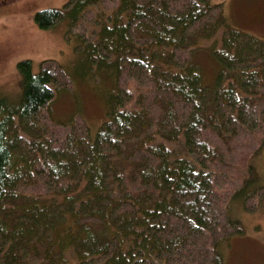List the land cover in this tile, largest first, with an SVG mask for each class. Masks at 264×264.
Returning a JSON list of instances; mask_svg holds the SVG:
<instances>
[{
    "label": "trees",
    "instance_id": "16d2710c",
    "mask_svg": "<svg viewBox=\"0 0 264 264\" xmlns=\"http://www.w3.org/2000/svg\"><path fill=\"white\" fill-rule=\"evenodd\" d=\"M64 17L89 73L112 77L111 107L91 135L78 112L49 110L69 84L61 64L17 62L20 100L0 99V264H226L244 232L236 206L264 197V38L227 26L210 0L34 13L40 28Z\"/></svg>",
    "mask_w": 264,
    "mask_h": 264
},
{
    "label": "rangeland",
    "instance_id": "374dc122",
    "mask_svg": "<svg viewBox=\"0 0 264 264\" xmlns=\"http://www.w3.org/2000/svg\"><path fill=\"white\" fill-rule=\"evenodd\" d=\"M67 1L0 2V99L10 105L20 100L21 74L17 68L20 59L29 58L33 72L38 71L41 60L54 59L66 71L69 84L56 93L49 110L55 117L61 118H69L78 112L93 135L111 107L114 89L112 77L104 72L97 77L94 69L89 73L92 65L86 58L85 50L78 49L83 42L78 37V31L69 28L67 17L48 28H40L34 21L37 10L62 7ZM210 1L220 5L227 26L264 38V0ZM205 63L208 68L202 67V75L209 82L214 77L217 62L207 56ZM254 164L259 182L264 185V144L255 153ZM238 210L244 232L232 236L225 245L223 252L226 264H264V197L255 210L245 211L236 206Z\"/></svg>",
    "mask_w": 264,
    "mask_h": 264
},
{
    "label": "flooded vegetation",
    "instance_id": "af4514ba",
    "mask_svg": "<svg viewBox=\"0 0 264 264\" xmlns=\"http://www.w3.org/2000/svg\"><path fill=\"white\" fill-rule=\"evenodd\" d=\"M4 0H0V2H3ZM6 1V0H5Z\"/></svg>",
    "mask_w": 264,
    "mask_h": 264
}]
</instances>
